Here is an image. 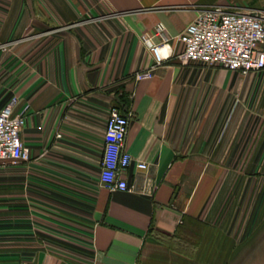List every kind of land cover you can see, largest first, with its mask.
<instances>
[{
  "label": "crops",
  "instance_id": "1",
  "mask_svg": "<svg viewBox=\"0 0 264 264\" xmlns=\"http://www.w3.org/2000/svg\"><path fill=\"white\" fill-rule=\"evenodd\" d=\"M207 7L264 16V0H0V109L28 108L30 152L0 165V264H264V69L179 62ZM160 26L173 55L136 82ZM111 108L130 114L128 192L99 183Z\"/></svg>",
  "mask_w": 264,
  "mask_h": 264
},
{
  "label": "built area",
  "instance_id": "2",
  "mask_svg": "<svg viewBox=\"0 0 264 264\" xmlns=\"http://www.w3.org/2000/svg\"><path fill=\"white\" fill-rule=\"evenodd\" d=\"M154 35L160 37L159 43L153 44L146 36L142 38L154 63L132 75L136 82L151 79L155 69L173 55L170 39L161 26ZM176 40L182 46L177 59L183 65L222 68L243 76L264 69V16L257 11L221 7L197 9L193 21ZM16 105L17 99L12 97L0 109V165L3 166H17L30 159L29 149L19 136L28 108L15 113ZM129 123L130 114L122 115L115 108L109 110L99 173L100 185L109 192L130 191L125 177L132 163L125 149ZM137 168L144 170L146 165L138 163Z\"/></svg>",
  "mask_w": 264,
  "mask_h": 264
}]
</instances>
